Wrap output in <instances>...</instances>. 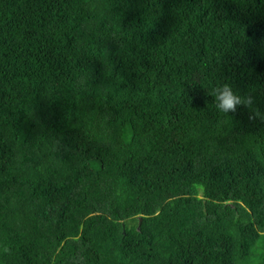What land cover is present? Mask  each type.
I'll return each mask as SVG.
<instances>
[{
    "label": "trees",
    "instance_id": "trees-1",
    "mask_svg": "<svg viewBox=\"0 0 264 264\" xmlns=\"http://www.w3.org/2000/svg\"><path fill=\"white\" fill-rule=\"evenodd\" d=\"M257 248L264 0H0V264H264Z\"/></svg>",
    "mask_w": 264,
    "mask_h": 264
},
{
    "label": "clouds",
    "instance_id": "clouds-1",
    "mask_svg": "<svg viewBox=\"0 0 264 264\" xmlns=\"http://www.w3.org/2000/svg\"><path fill=\"white\" fill-rule=\"evenodd\" d=\"M212 95L215 99V107L221 113H229L236 111L237 106L243 101L237 95L229 84H222L212 89ZM251 104V100L248 101ZM237 264H254V261L240 258L237 255Z\"/></svg>",
    "mask_w": 264,
    "mask_h": 264
},
{
    "label": "rangeland",
    "instance_id": "rangeland-1",
    "mask_svg": "<svg viewBox=\"0 0 264 264\" xmlns=\"http://www.w3.org/2000/svg\"><path fill=\"white\" fill-rule=\"evenodd\" d=\"M257 251H258L259 256H260L259 261L263 263L264 262V255H263V253H261V251L258 250V248H257Z\"/></svg>",
    "mask_w": 264,
    "mask_h": 264
},
{
    "label": "water",
    "instance_id": "water-1",
    "mask_svg": "<svg viewBox=\"0 0 264 264\" xmlns=\"http://www.w3.org/2000/svg\"><path fill=\"white\" fill-rule=\"evenodd\" d=\"M140 221L142 222V219H140Z\"/></svg>",
    "mask_w": 264,
    "mask_h": 264
}]
</instances>
